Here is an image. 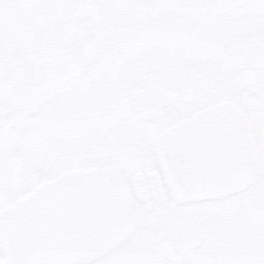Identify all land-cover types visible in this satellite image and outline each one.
Segmentation results:
<instances>
[{
  "label": "flooded vegetation",
  "instance_id": "1",
  "mask_svg": "<svg viewBox=\"0 0 264 264\" xmlns=\"http://www.w3.org/2000/svg\"><path fill=\"white\" fill-rule=\"evenodd\" d=\"M65 56L74 57L79 75L27 107L0 101V111L16 124L23 120L18 110H31L33 146L44 153L50 145L52 153V179L39 185L27 170L24 142L6 161L7 185L22 179L32 192L28 203L4 210V264H105L120 243V225L132 215L139 217L142 246L134 241L129 247L146 248L154 257L147 264L237 260L259 247L264 208H252L261 200L250 189L264 178L262 124L247 113L264 104L261 0H0L2 68L19 72L33 61ZM226 101L237 103L252 124L256 183L224 199L179 203L160 170L156 142L171 127ZM41 137H47L43 144ZM63 152L80 155L81 162L59 161ZM12 158L22 162L17 174L8 165ZM67 183L75 184L74 195L83 183L95 190L86 194L87 205L115 210L110 223L70 240L24 232L16 215L42 195L41 185L50 186L53 198L54 189ZM117 200L129 204L120 209Z\"/></svg>",
  "mask_w": 264,
  "mask_h": 264
},
{
  "label": "water",
  "instance_id": "2",
  "mask_svg": "<svg viewBox=\"0 0 264 264\" xmlns=\"http://www.w3.org/2000/svg\"><path fill=\"white\" fill-rule=\"evenodd\" d=\"M82 71L73 56L33 61L29 69L19 72L0 66V101L12 109L30 106L58 82ZM250 87L247 84L245 89L253 94ZM156 155L166 185L179 203L224 199L247 189L257 178L253 127L233 101L202 110L171 127L158 138ZM8 165L17 174L22 162L12 158Z\"/></svg>",
  "mask_w": 264,
  "mask_h": 264
},
{
  "label": "rangeland",
  "instance_id": "3",
  "mask_svg": "<svg viewBox=\"0 0 264 264\" xmlns=\"http://www.w3.org/2000/svg\"><path fill=\"white\" fill-rule=\"evenodd\" d=\"M262 94H264V88H262ZM31 110H18L16 112V117H23L22 121H19L17 124L13 123L12 119L5 115L3 111H0V260L4 259V246H3V225L6 223L3 219L4 210L8 207L19 205L23 200L27 199L32 192L30 185L22 179H17L14 184L8 186L6 179L8 178L6 161L8 158L14 154L20 153L22 147L19 146L21 142L26 144L28 148L26 154L28 158V171L34 178L36 185L38 183L50 182L52 179L50 170L52 167L51 157L52 153L50 145L48 147H42L38 149V143L33 146L35 139L33 138L34 133L36 132V125L34 124V119L29 112ZM250 117L254 118L264 125V104L258 109V111L250 109L247 113ZM38 128V127H37ZM47 137L40 138V144L45 143ZM49 144L58 145V142L52 139ZM54 149V148H52ZM63 156H66L65 159L61 158L59 161H70L73 160L74 163L81 162L80 155H70L66 152H63ZM62 153H59V156ZM26 155V157H27ZM75 158V160H74ZM121 165V173L125 170ZM49 170V171H48ZM131 169L129 172H132ZM126 177V176H125ZM125 177H123L125 179ZM128 182V179H125ZM69 186L56 187L54 191H57L55 196L51 198L48 195L51 192L49 185L43 186L42 195L34 198L32 202L24 208H21V211L17 218L22 220L23 231L32 233L34 235L40 236L43 238H50L51 236H56L61 240H70V236L79 235L77 238H81L82 235H85V232L94 226L96 230L98 225H101L100 229L106 227V223H110V220L115 216L116 211L111 207H104V211L97 207V210L91 211L92 207L87 205L88 199L91 195L87 196V193L96 192L91 191L85 183L80 185L81 192L77 195H74L75 192L74 183H67ZM252 192L256 195L255 199H260L264 202V178L259 180V183L254 186ZM106 200V199H103ZM261 201L257 206L254 204L252 208H264V204L261 205ZM120 202L119 208L121 209L125 205L128 206V201L117 200ZM94 202L91 201V204ZM116 208V209H119ZM90 212V214H89ZM120 212V211H119ZM85 216V219L81 220V215ZM89 214V219L86 217ZM23 215V218H22ZM25 219V220H24ZM139 217L132 215L130 220H127L120 225L121 237L119 239L118 246L113 249L109 254L105 255L104 263L105 264H147L150 261H153L152 254H145L147 252L146 248H140L137 250L129 247V243L136 241L138 246H142L141 236L142 232L138 227ZM103 221L102 224H97V222ZM105 222V223H104ZM89 226V227H88ZM118 226V227H120ZM74 232V233H72ZM71 233V234H70ZM28 234V233H25ZM140 258V259H139Z\"/></svg>",
  "mask_w": 264,
  "mask_h": 264
},
{
  "label": "snow or ice",
  "instance_id": "4",
  "mask_svg": "<svg viewBox=\"0 0 264 264\" xmlns=\"http://www.w3.org/2000/svg\"><path fill=\"white\" fill-rule=\"evenodd\" d=\"M261 3H264V0H261ZM259 149L261 153V167L264 169V125H262L260 131ZM0 264H4V261L0 260ZM27 264H33V262H27ZM64 264H80V262L70 261L64 262ZM209 264H264V233L261 235L259 247L253 249L246 258L210 261Z\"/></svg>",
  "mask_w": 264,
  "mask_h": 264
}]
</instances>
